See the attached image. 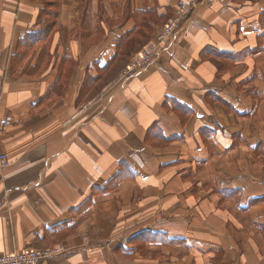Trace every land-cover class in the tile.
Segmentation results:
<instances>
[{"label":"crops","instance_id":"crops-1","mask_svg":"<svg viewBox=\"0 0 264 264\" xmlns=\"http://www.w3.org/2000/svg\"><path fill=\"white\" fill-rule=\"evenodd\" d=\"M148 3L17 55L39 9L0 0V257L264 264V0Z\"/></svg>","mask_w":264,"mask_h":264},{"label":"rangeland","instance_id":"rangeland-1","mask_svg":"<svg viewBox=\"0 0 264 264\" xmlns=\"http://www.w3.org/2000/svg\"><path fill=\"white\" fill-rule=\"evenodd\" d=\"M34 3L38 6V13L36 22L40 24V28L26 35L22 40L17 55H27L33 52L34 46L36 45H49L50 36L58 34V39L65 41L72 32L77 31L81 34V30H86L87 23L95 21L98 14L92 16L91 8L97 5H107L111 7V17L106 18V22L115 23L124 18L133 17L136 18L138 15L131 11V6H136L139 9L141 6L149 5V0H26ZM105 3V4H104ZM118 8H122L124 14L119 13L117 18ZM117 9V10H116ZM136 16V17H135ZM121 17V19H120ZM60 18L62 21L70 22L73 24V28L67 31L65 27L60 24ZM141 18V17H140ZM138 20H141V19ZM84 24V25H83ZM91 31H89L90 33ZM85 33V32H84ZM92 33V32H91ZM90 36L92 37V34ZM96 38V35H93ZM146 54H149V45L144 49ZM91 84V83H90ZM92 85V84H91Z\"/></svg>","mask_w":264,"mask_h":264},{"label":"built area","instance_id":"built-area-1","mask_svg":"<svg viewBox=\"0 0 264 264\" xmlns=\"http://www.w3.org/2000/svg\"><path fill=\"white\" fill-rule=\"evenodd\" d=\"M205 1L206 0H199V3L204 4ZM187 12H188V8L186 4L184 2H179L178 13L184 17ZM186 19L187 18L185 16L184 20L186 21ZM184 20H182V22L168 34V36L166 37V39L162 44V47L173 40L176 32L178 31L179 27L182 25ZM155 56L156 55H154L152 58L149 59V54L145 53L141 61L143 66L140 67L139 70L148 68L151 65V62L153 61ZM9 164L10 162L8 161L7 157L5 155H0V167L4 168L9 166ZM69 252L70 250L66 249L62 245H57L45 249H27L20 252H14L6 256H1L0 264H45L54 259L64 257L65 255H68Z\"/></svg>","mask_w":264,"mask_h":264},{"label":"bare ground","instance_id":"bare-ground-1","mask_svg":"<svg viewBox=\"0 0 264 264\" xmlns=\"http://www.w3.org/2000/svg\"><path fill=\"white\" fill-rule=\"evenodd\" d=\"M132 73H134V72H132ZM130 74H131V73H130ZM130 74H129V75H130Z\"/></svg>","mask_w":264,"mask_h":264}]
</instances>
